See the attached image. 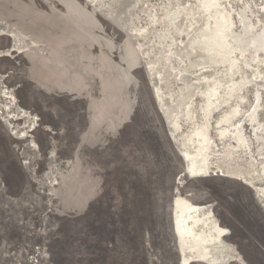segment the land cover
<instances>
[{
  "label": "rangeland",
  "instance_id": "rangeland-1",
  "mask_svg": "<svg viewBox=\"0 0 264 264\" xmlns=\"http://www.w3.org/2000/svg\"><path fill=\"white\" fill-rule=\"evenodd\" d=\"M88 1L93 7L85 0H0V23L26 38L14 47L17 67L10 78L5 82L0 76V89L8 92L7 97L0 93V107L25 108L31 116L10 118V123L20 129L34 125L28 138L20 139L2 118L7 109L0 115V264H182L173 229L175 195L211 206L218 222L229 230L225 241L238 256V262L228 264H264V219L257 199L264 200V181L259 178L264 150L251 138L253 125L244 120L252 90L259 88L264 104L260 80L264 64L259 66L249 55L237 59L240 74L247 78L254 64L260 67L259 76L244 88L243 101L238 99L236 119H243L242 131L250 140L245 147L217 138L216 118L232 101L210 114L208 161L230 177L210 169L205 176L185 181L187 195L174 193L172 188L182 182V166L167 130V137L161 132L159 112L144 83V61L145 66L152 65L153 73H169V84L162 81L165 89H157L164 112L166 92L174 96L185 92L191 79L206 70L195 71L205 59L191 55L185 58L184 70L173 67L175 53L186 54L190 40L201 31L205 13L198 8L193 16L194 5H182L184 0H127L123 16L131 28L122 30L128 38L131 30L136 48L118 26L94 10L109 13L114 0ZM217 2L230 14L239 36H244L237 17L241 11L253 23V31L264 20V0ZM177 5L182 7L178 25L190 10L189 19L194 21V32L185 39L175 26L169 29L170 22L167 27L162 14ZM150 27L148 35H134ZM165 27L168 38L155 39ZM168 41L177 50L167 51ZM247 62L251 65L243 72ZM227 71L217 65L214 79L224 83ZM183 76H189L187 88ZM193 102L191 119L200 112L201 97H193ZM69 121L71 139L66 134ZM196 123L197 119L190 125ZM178 124L183 144L188 124ZM59 146L64 147L63 155ZM224 153L229 163L219 159ZM235 177L249 180L251 189ZM42 255L46 259L40 263Z\"/></svg>",
  "mask_w": 264,
  "mask_h": 264
},
{
  "label": "bare ground",
  "instance_id": "bare-ground-1",
  "mask_svg": "<svg viewBox=\"0 0 264 264\" xmlns=\"http://www.w3.org/2000/svg\"><path fill=\"white\" fill-rule=\"evenodd\" d=\"M85 1L91 7H93V5H91L88 0ZM188 2L194 5V8L192 9L193 16L197 13L198 8H201L202 12L205 13V16L204 20L202 21V26L200 27L201 31L195 34L194 39H192L193 41L190 40L191 42L188 46V52L186 54H181V51L175 53L176 57L173 62V67H178L180 68V70H184L185 63L187 62L185 58L189 57L190 55L192 58L195 56H201L200 58H204L205 62L202 61L203 64L198 63V68H196L195 71L201 69H208V71L205 70V72H201V74L199 73L200 75L194 77L195 80L191 79V84H189V86L191 87H189L190 89L188 90L183 89L185 92H179L177 96L166 92L167 94H165V98H163L162 100L164 102V105L168 108H166V110L163 112L161 108L162 106H160V104H158L157 102V89L159 92L160 90L165 89L162 81L168 82L169 84V73H153V71L151 70L152 65H149V67L145 66V61L144 70L149 75V77H151V94L158 112H161V114L163 115L168 138L171 144L175 148H178V155L183 156L184 170L187 171V174H192V176H205L208 174L210 169H221L220 165H210V159L208 161L207 155V150L210 146L208 124L210 121V114L213 109H218L222 103L231 101L233 102L230 103V106L228 108L221 111L216 118V124L220 126V129L217 133L218 140L221 141L230 139L238 148L245 147V143H248V141H250L246 138L245 134L242 131L241 120L243 119H236V116L239 113L240 101L238 99H241L243 101V94L245 90L244 88L246 87L247 83L249 84V79H251L252 77H257V74L260 73L259 66H262V64H264V20H262L261 23L259 22V28L256 30L254 29L253 31V23L244 15L243 11H241L239 15H237V17L240 23L239 27L242 28L244 36H239L238 33L234 32L232 29L230 14L219 7V3L217 2V0H184L181 4H185V6H187L188 4L186 5V3ZM129 4L130 2H128L127 0H114V8L111 12L109 10V13L106 10L105 12H101L96 7H94V10L106 22L112 24L113 26H118L120 29L125 28L127 30L130 27L129 18H125L123 16V13L126 6ZM181 8V6L177 5L170 11L163 10L162 14L164 15V22H166L167 27L169 28V25L167 23L170 22L171 26L169 29L172 31L174 29L173 27L175 26L176 30L178 31L176 32L177 35H180L183 37V39H185L189 34H192L194 32L195 27L193 19H189L192 17H189V15L191 14V10L186 14L185 17H182V22L180 21L181 24L178 25V23H176V20L180 15L179 10ZM109 9H111V7ZM188 9L189 8H187V10ZM107 15L109 16L108 19L105 17ZM152 27L148 28L147 30L142 28L144 30H142L140 34H137L139 31L136 34H133L136 35V37L146 36V34L148 35V32H151V30L154 28ZM134 28L136 29L137 27ZM167 30L168 29L165 27L163 29V32L159 31L160 34H156L157 36H155V39L156 37H158L160 40H166L168 38ZM4 32H8L13 37V48L17 46L18 43H21L26 39L25 35H23L22 32L18 31L16 28L0 23V33ZM129 32L130 34L128 33V35L130 39L124 32L122 33L134 47L138 48L139 45L135 44L133 39L134 36L132 35L131 30ZM167 43V51L173 52L174 50H177V48L174 47L173 44H171L172 42L168 41ZM160 45L161 44L158 43L159 47ZM193 50L195 51L192 52ZM247 55H249L252 60L256 61V63H258L259 65L257 66L254 64L255 68L250 72L251 78H247L241 75L242 73L240 74L239 62L237 61L238 58H243ZM189 65L186 68L191 69V66ZM217 65L222 67L226 66L228 70L227 75L229 76L227 77V80L222 84L217 82L213 77V70H215ZM250 65L251 64L247 62L242 66V71L244 72L245 67ZM163 68L165 69V67ZM262 78H264V76ZM262 78H260V80L264 84ZM183 79L185 81L184 86H186L187 88L188 85H185V83H190L189 76H183ZM251 80L253 81V79ZM257 83H260V81H258ZM0 93H2L4 97H7L6 94L8 92L5 89H0ZM261 93L262 92H260L259 88L252 90L253 100L245 111L246 114L244 120L247 123L249 122V125H253V134L255 136V139L253 141L256 143L259 142L261 146H259L258 148L260 150H264V104L260 100ZM197 94L199 95V97H201L202 102L198 107L200 108V112L198 109L197 117H193V119H191V115L193 113V108L191 107V105L194 103L193 97H198ZM174 97H179V99ZM4 110H6L7 114L2 116V118L6 122V125L11 133L15 134L20 139L28 138V132L30 131L29 129H33L34 125L31 126V124H29L27 128L20 129L10 123L9 119L30 117L31 115L29 111L23 107H17L16 111H10L8 110L7 106H5L4 108L0 107V115H3L2 113ZM196 119L197 123L191 126L190 124L192 123V121L194 122V120ZM181 120L188 124L186 134L183 138V141L186 142L183 143L182 141L183 144H181V142L179 141L181 139H179L177 135L178 131H180L181 129V125L178 123L183 122ZM256 125L257 128H255ZM258 130L259 132H261L260 134L257 133ZM260 135L262 136V139H259ZM31 142L32 146L36 147V144L33 141ZM192 147L194 148L193 150H188ZM180 148L185 149L184 151H181ZM219 159L225 163L230 162V157H228L225 153L222 154ZM210 162L212 163V161ZM225 170L227 171V169ZM259 173L261 175L259 178L264 180V165L260 166ZM219 175L230 177L224 174L221 175L220 173ZM235 178L237 180H240L244 185L248 186L249 180L243 179L247 182L244 183L242 179L238 177ZM249 188L251 189V187ZM262 189L263 188H260V190ZM257 199L259 200V205L260 203H263L264 206V200H260L258 197ZM173 207V229L177 236V252L178 255H181L182 264H189V262H198L203 264H228V262L232 260L238 262V256L235 253L232 245L225 241V237L229 234V230L218 222L209 204L195 203L180 195H175L173 200ZM37 249H39L41 252L44 251L41 247H37ZM45 259V255L40 256V263ZM27 263L29 264L28 261Z\"/></svg>",
  "mask_w": 264,
  "mask_h": 264
},
{
  "label": "snow or ice",
  "instance_id": "snow-or-ice-1",
  "mask_svg": "<svg viewBox=\"0 0 264 264\" xmlns=\"http://www.w3.org/2000/svg\"><path fill=\"white\" fill-rule=\"evenodd\" d=\"M13 37L8 33H0V76H4L5 82L10 78V73L16 69V51L12 47ZM68 137L72 138V127L69 121L67 133ZM74 146V145H73Z\"/></svg>",
  "mask_w": 264,
  "mask_h": 264
},
{
  "label": "water",
  "instance_id": "water-1",
  "mask_svg": "<svg viewBox=\"0 0 264 264\" xmlns=\"http://www.w3.org/2000/svg\"><path fill=\"white\" fill-rule=\"evenodd\" d=\"M121 31L123 32V30L121 29ZM144 83H145V85L148 87V90H149V92H150V87H151V77H149V75L146 73V71L144 70ZM175 84H176V82H175ZM150 95H151V92H150ZM156 112V111H155ZM156 115H157V118H158V121L160 122V129H161V132L162 133H164V135L166 136V127H165V124H164V118H163V115L161 114V112L160 113H157L156 112ZM256 115V114H255ZM130 120V117L129 116H127V121H129ZM247 123V122H246ZM249 123V122H248ZM247 123V124H248ZM182 125H184L183 123H182ZM182 125H181V127H182ZM186 126V125H185ZM257 133H261V132H259V130L257 131ZM30 134H32V133H30ZM167 137V136H166ZM251 138L254 140L255 139V136H254V134H252L251 133ZM168 139V138H167ZM259 139H262V136L260 135V137H259ZM169 143H170V141H169ZM171 144V143H170ZM176 150H177V152H179V150H178V148H176ZM180 154V153H179ZM178 158H179V160H180V163H181V166H182V169H181V172H180V175L183 177L182 178V182L181 183H179L177 186H176V188L174 187V188H172V191L175 193V192H181V193H183L184 195L186 194L185 192H184V186H183V184L185 183V181H187V180H189V179H196V178H199V177H192V174H187V171L186 170H184L183 169V164H184V159H183V156H179L178 155ZM219 173L222 175V173H221V171H219ZM262 180V179H261ZM242 181L244 182V183H247L245 180H243L242 179ZM256 180H253L252 182H255ZM258 181V180H257ZM264 181V180H263ZM251 183H249L248 182V186L249 187H251ZM187 195V194H186ZM260 207L258 206V208H259V210H260V213H261V215H262V217H263V219H264V206H263V203H260Z\"/></svg>",
  "mask_w": 264,
  "mask_h": 264
},
{
  "label": "flooded vegetation",
  "instance_id": "flooded-vegetation-1",
  "mask_svg": "<svg viewBox=\"0 0 264 264\" xmlns=\"http://www.w3.org/2000/svg\"><path fill=\"white\" fill-rule=\"evenodd\" d=\"M62 148H64V147H60L59 146V149H58L59 155H63L64 154V150Z\"/></svg>",
  "mask_w": 264,
  "mask_h": 264
}]
</instances>
